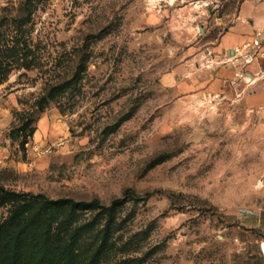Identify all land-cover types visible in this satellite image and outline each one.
<instances>
[{
  "label": "rangeland",
  "instance_id": "374dc122",
  "mask_svg": "<svg viewBox=\"0 0 264 264\" xmlns=\"http://www.w3.org/2000/svg\"><path fill=\"white\" fill-rule=\"evenodd\" d=\"M148 7L0 0V129L31 136L32 152L0 164V184L124 199L55 219L70 264H263L264 139L207 113L175 117L163 77L199 37H175L174 11L168 28Z\"/></svg>",
  "mask_w": 264,
  "mask_h": 264
},
{
  "label": "crops",
  "instance_id": "0c3cea01",
  "mask_svg": "<svg viewBox=\"0 0 264 264\" xmlns=\"http://www.w3.org/2000/svg\"><path fill=\"white\" fill-rule=\"evenodd\" d=\"M145 1L149 10L157 6V17L164 18L168 28V18H173L175 37L186 31L199 37L188 57L163 77L173 93L175 117L198 122L207 113L233 122L241 137L264 139V0ZM170 10L173 14L164 17ZM258 34L261 47L252 62L245 63L242 57L230 60L237 46ZM27 146L23 149L0 129V164H20L32 154Z\"/></svg>",
  "mask_w": 264,
  "mask_h": 264
},
{
  "label": "trees",
  "instance_id": "16d2710c",
  "mask_svg": "<svg viewBox=\"0 0 264 264\" xmlns=\"http://www.w3.org/2000/svg\"><path fill=\"white\" fill-rule=\"evenodd\" d=\"M30 137L27 135L20 143L23 149ZM123 202L121 198L111 204L97 197L90 200L70 196L51 198L0 184V208L8 210L7 216L0 220V264H70L71 252L61 250L58 245L61 232L54 225L55 219L67 207L110 211Z\"/></svg>",
  "mask_w": 264,
  "mask_h": 264
},
{
  "label": "built area",
  "instance_id": "2783aa9c",
  "mask_svg": "<svg viewBox=\"0 0 264 264\" xmlns=\"http://www.w3.org/2000/svg\"><path fill=\"white\" fill-rule=\"evenodd\" d=\"M260 34H258V37L243 43L240 46H237L234 49V56L230 60L236 59L238 57H242L244 59L245 63H250L254 60L255 58V52L257 49L261 47V40L259 37ZM43 153L49 154L52 153V148L50 147H44Z\"/></svg>",
  "mask_w": 264,
  "mask_h": 264
},
{
  "label": "clouds",
  "instance_id": "9594fccd",
  "mask_svg": "<svg viewBox=\"0 0 264 264\" xmlns=\"http://www.w3.org/2000/svg\"><path fill=\"white\" fill-rule=\"evenodd\" d=\"M261 255L264 258V243L261 244Z\"/></svg>",
  "mask_w": 264,
  "mask_h": 264
}]
</instances>
